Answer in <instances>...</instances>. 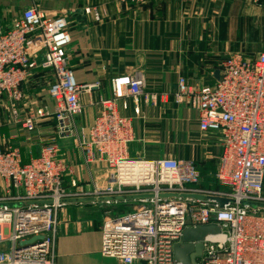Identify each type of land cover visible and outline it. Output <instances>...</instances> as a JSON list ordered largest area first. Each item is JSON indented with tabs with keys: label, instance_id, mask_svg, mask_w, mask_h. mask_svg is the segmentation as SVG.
Listing matches in <instances>:
<instances>
[{
	"label": "built area",
	"instance_id": "built-area-1",
	"mask_svg": "<svg viewBox=\"0 0 264 264\" xmlns=\"http://www.w3.org/2000/svg\"><path fill=\"white\" fill-rule=\"evenodd\" d=\"M70 44L64 14L49 16L30 6L6 28L0 19V101L6 97L13 105L20 103L23 85L34 72H51L52 112L28 107L23 117L14 112L16 122L36 132L51 115L57 138H72L84 163L106 165L107 183L91 190L75 180L67 184L72 169L54 142L44 144L28 162L12 145L0 146V178L6 182L0 195V264H55L57 217L70 200L90 196L92 203L110 206L118 197L133 195L145 197L136 199L130 212L106 216L101 225V253L116 264H181L174 259V244L183 230L209 224H217L220 232L205 237L197 264H264V27L254 58L227 55L212 85L196 86L180 76L170 96L177 106L196 109L200 130L219 134L214 177L226 190L216 192L197 187L199 171L192 161L129 155L140 102L154 100L138 74L112 78V96L97 101L100 108L92 123L76 126L75 118L83 112L81 94L100 83L76 81L68 63ZM186 194L227 202L220 206ZM35 236L42 239L20 244Z\"/></svg>",
	"mask_w": 264,
	"mask_h": 264
},
{
	"label": "crops",
	"instance_id": "crops-1",
	"mask_svg": "<svg viewBox=\"0 0 264 264\" xmlns=\"http://www.w3.org/2000/svg\"><path fill=\"white\" fill-rule=\"evenodd\" d=\"M30 6L49 16L66 15L71 37L68 63L76 81L100 83L98 89L81 94L83 112L75 118L77 127L90 125L100 108L97 101L112 96V78L138 74L144 80L143 90L154 95V100L140 102L129 155L192 161L199 171L198 188L226 190L214 177L219 134L200 130L196 109L177 106L170 96L180 76L196 86L212 85L227 55L254 58L262 45L264 4L254 0H0L4 28ZM51 78V72L36 70L23 85V101L13 105L2 98L0 146L12 145L20 151L22 161L28 162L40 155L44 144L54 142L59 156L72 169L65 178L67 184L75 180L88 190L103 187L107 183L106 165L84 163L72 138H57L51 115L39 122L36 132L16 122L14 112L23 117L28 107L52 112L48 94ZM5 185L0 178V195ZM99 202L94 204L92 197L85 196L70 200L59 212L55 264H116L115 258L101 253V225L106 216L130 212V204H137V200L118 199L110 206Z\"/></svg>",
	"mask_w": 264,
	"mask_h": 264
},
{
	"label": "water",
	"instance_id": "water-1",
	"mask_svg": "<svg viewBox=\"0 0 264 264\" xmlns=\"http://www.w3.org/2000/svg\"><path fill=\"white\" fill-rule=\"evenodd\" d=\"M184 196H189L200 200H215L220 206L227 202V199L213 195L186 194ZM142 197L145 196H128L130 199H138ZM117 199H123V197H118ZM219 232L220 227L217 224L198 225L195 227L185 228L181 234V241L174 244V259L181 264H197V258L203 253V240L205 237L207 235H214ZM41 239L42 236H35L29 240L20 242V244L26 245Z\"/></svg>",
	"mask_w": 264,
	"mask_h": 264
},
{
	"label": "rangeland",
	"instance_id": "rangeland-1",
	"mask_svg": "<svg viewBox=\"0 0 264 264\" xmlns=\"http://www.w3.org/2000/svg\"><path fill=\"white\" fill-rule=\"evenodd\" d=\"M136 205H137L136 203H131L130 204V208H132L131 211L135 208Z\"/></svg>",
	"mask_w": 264,
	"mask_h": 264
}]
</instances>
